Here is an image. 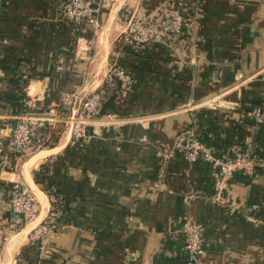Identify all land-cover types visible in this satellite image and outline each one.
Returning a JSON list of instances; mask_svg holds the SVG:
<instances>
[{
	"label": "crops",
	"instance_id": "1",
	"mask_svg": "<svg viewBox=\"0 0 264 264\" xmlns=\"http://www.w3.org/2000/svg\"><path fill=\"white\" fill-rule=\"evenodd\" d=\"M97 3L100 28L89 36L67 0H0V153L28 102L45 110L65 88L107 89L114 61L132 78L125 96L108 88L101 111L111 118L75 140L61 129L15 174L0 169V264H187L183 215L200 224L211 264H264V0ZM174 7L177 34L138 50L123 40L125 11L158 30ZM185 128L216 156L251 149L256 164L231 174L222 202L211 199L209 162L167 155ZM15 175L37 205L17 228L6 207ZM44 218L50 233L31 239Z\"/></svg>",
	"mask_w": 264,
	"mask_h": 264
},
{
	"label": "built area",
	"instance_id": "2",
	"mask_svg": "<svg viewBox=\"0 0 264 264\" xmlns=\"http://www.w3.org/2000/svg\"><path fill=\"white\" fill-rule=\"evenodd\" d=\"M164 6V3L161 4V7ZM65 13L81 33L94 36L98 32L100 18L97 0H67ZM122 16L125 22L122 38L134 50L140 49L143 44L151 40L177 34L181 27V16L177 7L169 10L167 22L158 30L143 16L127 11ZM105 78L107 89L83 92L76 88H65L60 91L57 102L45 110L33 108L34 102H28L27 108L23 109L9 126L6 146L0 153V169L15 174L20 162L26 156L50 145L52 132L58 135L61 129H65L69 133L70 140H75L83 136L84 126L87 123L111 118L113 113L101 111V104L108 88L116 86L119 94L125 96L131 89L132 78L125 65L115 61L106 70ZM173 150H180L188 161L200 159L209 162L216 169L211 193V199L216 202L223 201V189L235 170L256 164L249 146L236 150L230 157L212 154L191 128L182 129L174 135L167 155ZM6 207L9 221L14 228L32 219L36 213L34 195L17 175L10 181ZM51 229L50 219L44 218L32 228L29 237L34 240L39 239L50 233ZM180 230L183 234L187 264H211L205 259L200 224L183 215ZM5 236L4 233H0V240L5 239Z\"/></svg>",
	"mask_w": 264,
	"mask_h": 264
},
{
	"label": "trees",
	"instance_id": "3",
	"mask_svg": "<svg viewBox=\"0 0 264 264\" xmlns=\"http://www.w3.org/2000/svg\"><path fill=\"white\" fill-rule=\"evenodd\" d=\"M51 137H52V142H53V141L56 139L57 134H55V133L52 132V133H51ZM52 142H51V143H52ZM51 143H50V144H51ZM46 191H47L48 193H50L48 189H47ZM52 204H53V203H52Z\"/></svg>",
	"mask_w": 264,
	"mask_h": 264
}]
</instances>
